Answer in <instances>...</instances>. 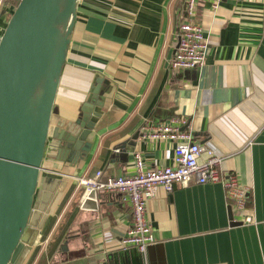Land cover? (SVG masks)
I'll return each instance as SVG.
<instances>
[{"label": "crops", "instance_id": "crops-1", "mask_svg": "<svg viewBox=\"0 0 264 264\" xmlns=\"http://www.w3.org/2000/svg\"><path fill=\"white\" fill-rule=\"evenodd\" d=\"M184 5L185 0L77 1L33 197L25 264H100L123 251L130 203L79 181L97 172L103 182L129 176L136 153L145 169L171 165L174 145L143 139L140 129L180 118L197 143L221 156L220 172L235 174L247 188L246 209L237 212L219 183L175 184L169 194L158 188L146 204L153 244L144 261L264 264V0H223L217 10L198 0L193 20L209 42L204 65L174 71L170 62ZM9 14L0 0V31ZM84 110L99 116L80 140L82 129L72 123ZM206 158L203 152L199 161ZM249 214L253 221L247 224Z\"/></svg>", "mask_w": 264, "mask_h": 264}, {"label": "water", "instance_id": "water-1", "mask_svg": "<svg viewBox=\"0 0 264 264\" xmlns=\"http://www.w3.org/2000/svg\"><path fill=\"white\" fill-rule=\"evenodd\" d=\"M77 1L69 0L59 39L53 31L58 0H20L0 36V264H17V254L27 244L34 192ZM49 65L51 72L34 119L29 95ZM98 116L97 110L93 116L84 110L72 123L82 129L80 140ZM100 264L147 263L135 249H126L108 255Z\"/></svg>", "mask_w": 264, "mask_h": 264}, {"label": "built area", "instance_id": "built-area-1", "mask_svg": "<svg viewBox=\"0 0 264 264\" xmlns=\"http://www.w3.org/2000/svg\"><path fill=\"white\" fill-rule=\"evenodd\" d=\"M19 1L20 0H16ZM198 0H185L184 17L178 26V35L174 43V55L170 67L174 71L200 69L203 67L209 42L200 25L194 22ZM212 10H217L223 0H205ZM9 7V10L15 8ZM13 12V11H12ZM11 12V13H12ZM184 119H172L166 123L144 125L140 129L143 139L149 141H169L173 147V163L169 166L145 169L141 156L134 154V172L129 176L110 178L99 181L101 172L94 177L81 179L79 182L91 188L94 193L118 194L131 206V224L121 239L122 250L135 249L144 254L153 242L150 224L146 217V204L155 195L158 188L171 193L173 186H188L191 182L199 185L216 184L223 186L227 200L237 212L246 209V187L242 186L235 174L222 173L219 170L221 156L212 146L197 143L192 134L181 128ZM203 152L207 153L204 161H199ZM252 216L246 215L244 222L252 223Z\"/></svg>", "mask_w": 264, "mask_h": 264}, {"label": "bare ground", "instance_id": "bare-ground-1", "mask_svg": "<svg viewBox=\"0 0 264 264\" xmlns=\"http://www.w3.org/2000/svg\"><path fill=\"white\" fill-rule=\"evenodd\" d=\"M68 3L69 0H58L56 4L57 18L53 24V31L56 35V38L59 39L64 34V28L67 20L68 13ZM58 45V42H57ZM51 72V65L48 66L46 72L39 78L35 83L30 95H29V106L31 110L32 117L34 119L38 116L39 106L42 101V94L45 88V84L48 78V75Z\"/></svg>", "mask_w": 264, "mask_h": 264}, {"label": "rangeland", "instance_id": "rangeland-1", "mask_svg": "<svg viewBox=\"0 0 264 264\" xmlns=\"http://www.w3.org/2000/svg\"><path fill=\"white\" fill-rule=\"evenodd\" d=\"M11 10H10V14H11ZM10 14H9V16H10ZM9 16H7L6 18H8L9 19ZM7 19V20H8ZM6 22V21H5ZM4 22V23H5ZM5 27H6V23H5V25L4 26H2V30L0 31V36L3 34V32H4V30H5ZM26 248H27V246H23V248L19 251V253L17 254V257H16V260L18 261H16L17 262V264H25V262H26V259H25V255H26ZM61 253H63V252H60V254ZM25 260V261H24Z\"/></svg>", "mask_w": 264, "mask_h": 264}, {"label": "trees", "instance_id": "trees-1", "mask_svg": "<svg viewBox=\"0 0 264 264\" xmlns=\"http://www.w3.org/2000/svg\"><path fill=\"white\" fill-rule=\"evenodd\" d=\"M2 4L6 7H12L15 8L18 4V1L16 0H2ZM11 8V9H12ZM13 11V10H12ZM11 15V14H10Z\"/></svg>", "mask_w": 264, "mask_h": 264}]
</instances>
